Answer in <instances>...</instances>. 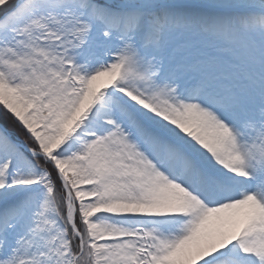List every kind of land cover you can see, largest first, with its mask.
I'll list each match as a JSON object with an SVG mask.
<instances>
[{"label": "snow or ice", "instance_id": "obj_1", "mask_svg": "<svg viewBox=\"0 0 264 264\" xmlns=\"http://www.w3.org/2000/svg\"><path fill=\"white\" fill-rule=\"evenodd\" d=\"M0 264H264V0H0Z\"/></svg>", "mask_w": 264, "mask_h": 264}, {"label": "trees", "instance_id": "obj_2", "mask_svg": "<svg viewBox=\"0 0 264 264\" xmlns=\"http://www.w3.org/2000/svg\"><path fill=\"white\" fill-rule=\"evenodd\" d=\"M5 123H7L10 127L12 126V125H11V122L8 121V120H6Z\"/></svg>", "mask_w": 264, "mask_h": 264}]
</instances>
